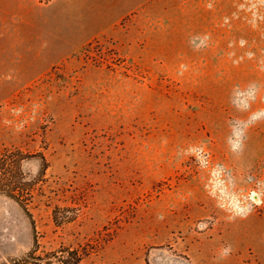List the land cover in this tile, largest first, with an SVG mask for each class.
Segmentation results:
<instances>
[{
    "label": "rangeland",
    "instance_id": "1",
    "mask_svg": "<svg viewBox=\"0 0 264 264\" xmlns=\"http://www.w3.org/2000/svg\"><path fill=\"white\" fill-rule=\"evenodd\" d=\"M0 264H264V0H0Z\"/></svg>",
    "mask_w": 264,
    "mask_h": 264
},
{
    "label": "trees",
    "instance_id": "2",
    "mask_svg": "<svg viewBox=\"0 0 264 264\" xmlns=\"http://www.w3.org/2000/svg\"><path fill=\"white\" fill-rule=\"evenodd\" d=\"M35 156L41 159V170L45 169L46 160L41 152L23 154L16 148L0 150V194L18 201L30 217L31 214L22 200V193L27 192L28 182L22 177L20 168L22 160ZM36 248L37 241L34 239V247L29 252L19 259L4 264H81L82 254L77 248L62 247L42 255L36 253Z\"/></svg>",
    "mask_w": 264,
    "mask_h": 264
}]
</instances>
